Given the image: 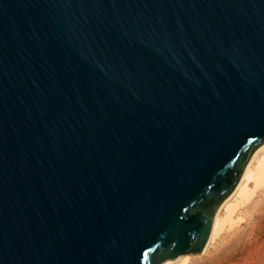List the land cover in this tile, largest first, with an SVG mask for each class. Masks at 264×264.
Listing matches in <instances>:
<instances>
[{
    "label": "water",
    "instance_id": "water-1",
    "mask_svg": "<svg viewBox=\"0 0 264 264\" xmlns=\"http://www.w3.org/2000/svg\"><path fill=\"white\" fill-rule=\"evenodd\" d=\"M264 145V0H0V264L206 250Z\"/></svg>",
    "mask_w": 264,
    "mask_h": 264
},
{
    "label": "rangeland",
    "instance_id": "rangeland-1",
    "mask_svg": "<svg viewBox=\"0 0 264 264\" xmlns=\"http://www.w3.org/2000/svg\"><path fill=\"white\" fill-rule=\"evenodd\" d=\"M251 185L252 190L255 188L256 190L249 199L234 202L236 198L234 197L230 201V203L234 202V206L237 205L233 219L208 244L204 253L186 255L191 256L186 262L179 261L180 257L166 262L172 261L173 264H264V185L258 189L253 186V183ZM230 203L225 207L222 205L220 212L223 218L227 215L226 211Z\"/></svg>",
    "mask_w": 264,
    "mask_h": 264
},
{
    "label": "bare ground",
    "instance_id": "bare-ground-1",
    "mask_svg": "<svg viewBox=\"0 0 264 264\" xmlns=\"http://www.w3.org/2000/svg\"><path fill=\"white\" fill-rule=\"evenodd\" d=\"M252 183L254 187H257V189L264 185V146L256 151L244 173L241 182L234 191L233 195L230 196L225 201L223 207L227 206L234 197H236L234 202H238V201L242 202L244 200L249 199L251 195L254 194L253 191L256 190V188L252 190V185H251ZM236 194L238 196H236ZM234 202H231L230 205L228 206V209L226 211L227 215L225 218L221 216V212H220L221 209L219 210L215 219V223L209 243L212 242L215 236L225 228V225L233 219L232 216L233 213L235 212L234 211L235 207L237 206V205L234 206L235 205ZM190 257L191 256L185 255V256H181L178 260L179 261L182 260L186 262L188 259H190ZM166 264H173V262L168 261L166 262Z\"/></svg>",
    "mask_w": 264,
    "mask_h": 264
}]
</instances>
